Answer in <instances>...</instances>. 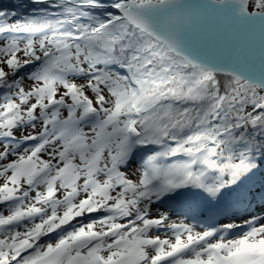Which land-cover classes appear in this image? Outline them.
<instances>
[{"label": "snow or ice", "instance_id": "snow-or-ice-1", "mask_svg": "<svg viewBox=\"0 0 264 264\" xmlns=\"http://www.w3.org/2000/svg\"><path fill=\"white\" fill-rule=\"evenodd\" d=\"M31 3L0 8V264H264V0Z\"/></svg>", "mask_w": 264, "mask_h": 264}, {"label": "trees", "instance_id": "trees-1", "mask_svg": "<svg viewBox=\"0 0 264 264\" xmlns=\"http://www.w3.org/2000/svg\"><path fill=\"white\" fill-rule=\"evenodd\" d=\"M41 7H46L44 5H33L31 0H0V8H8L10 10L14 9L21 16L27 15H38V9Z\"/></svg>", "mask_w": 264, "mask_h": 264}, {"label": "rangeland", "instance_id": "rangeland-1", "mask_svg": "<svg viewBox=\"0 0 264 264\" xmlns=\"http://www.w3.org/2000/svg\"><path fill=\"white\" fill-rule=\"evenodd\" d=\"M0 183H2V181H0ZM38 222H39V221H38ZM38 222H37V223H38Z\"/></svg>", "mask_w": 264, "mask_h": 264}]
</instances>
